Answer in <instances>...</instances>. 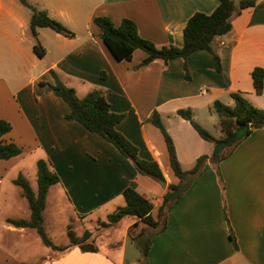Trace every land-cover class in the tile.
Returning <instances> with one entry per match:
<instances>
[{"label":"crops","instance_id":"obj_1","mask_svg":"<svg viewBox=\"0 0 264 264\" xmlns=\"http://www.w3.org/2000/svg\"><path fill=\"white\" fill-rule=\"evenodd\" d=\"M218 3L48 0L49 15L75 34L69 37L39 27L38 39L45 48V55L39 57L33 49L31 13L26 15L16 0H0V60L12 61L11 66L0 69V117L12 124L4 139L23 149L19 155L0 159V264H264V127L253 130L226 161L216 165L208 160L186 194L169 208L166 227L152 235L145 260L139 257L127 262L124 242L112 238L107 246L99 245L98 251H83L71 245L63 251L49 252V246L40 245L35 228L17 227L8 221L28 219L29 203L25 215L12 213L8 205L1 207L9 200L3 197L5 190L6 195L15 191L14 179L26 171L24 160L38 152L36 165L38 158L46 159L59 177L48 190L43 212L45 230L57 246L53 240L56 233L49 232V225H63L68 236L71 219L103 221L117 206L125 204L122 192L126 187L138 190L149 186L148 182L159 181L138 174L133 162L111 143L66 118L68 104L39 83L55 82L51 69L66 85L74 87L79 97L93 88L106 91L111 110L123 114L118 130L139 147L142 157L157 161L163 172L166 186L151 199L155 204L168 184L178 182V177L173 172L175 179L171 180L163 167L164 159L170 165L169 154L161 130L147 121L153 111L159 113L171 135L181 166L190 169L197 154L185 164L181 147L192 152L190 140L197 131L178 114L179 109H190L197 122L202 119V126L207 121L219 124V116L210 105L216 100L233 105V92L242 93L264 109V92H256L251 76L254 67L264 68V0H256L253 6L235 13L232 28L214 39L220 68L207 50L196 51L186 59L176 57L168 63L156 59L141 66L146 53L136 49L131 59L119 61L93 23L98 15L108 16L116 26L129 18L138 33L158 47L180 46L189 17L197 11L211 13ZM20 59L26 68L19 64ZM220 183L225 186L224 196ZM49 204L53 217L48 221ZM62 213L67 217L63 219ZM132 222L125 218L117 227L126 234ZM69 244L70 239L60 247Z\"/></svg>","mask_w":264,"mask_h":264},{"label":"trees","instance_id":"obj_2","mask_svg":"<svg viewBox=\"0 0 264 264\" xmlns=\"http://www.w3.org/2000/svg\"><path fill=\"white\" fill-rule=\"evenodd\" d=\"M25 6L31 9L30 31L35 38L33 49L37 56L45 55V48L38 39V28L49 27L66 36H74V31L63 22L49 15L46 10L39 9L28 0H20ZM256 0H219L218 5L211 13L197 11L192 14L183 29V44L178 46L170 44L158 47L152 41L142 37L137 30L135 22L129 18H123L118 26L105 15H98L93 18V23L100 28V37L107 46L113 57L117 60H129L136 49H141L146 56L140 63L147 65L156 59L168 63L171 59L181 57L186 59L192 53L199 50L211 52L220 68V59L216 53L214 39L223 36L232 28L233 15L242 9L253 6ZM185 76L188 79V68L184 65ZM55 82L40 80L48 91L62 98L69 106L67 119H73L82 124L90 132L99 134L111 143L121 154L129 158L138 174L149 175L156 180L164 179L163 172L157 161L144 158L140 155L139 147L118 130L117 124L123 118L122 113L111 110L103 88H93L83 97H79L72 86L66 85L57 75L54 69L50 70ZM104 76V74H103ZM253 84L257 93L264 92V68L256 66L251 72ZM234 104L227 105L219 100L210 105L211 111L219 116L221 136L214 137L205 127L199 124L194 118L190 109H179L178 114L188 120L195 128L199 136L205 140L213 141L222 148L226 147L228 152L223 150L217 154L215 162L228 157L232 149L244 140L255 129L264 127V109L254 105L247 97L240 92L231 94ZM147 121L158 127L167 145L169 162L174 174L178 177L177 183H170L165 192L160 196L157 204L136 187L128 186L123 192L124 205L117 206L106 216V221H101L102 226H117L125 218L133 219L128 228L130 237L136 242L141 252V260H145L151 246V237L166 227V218L169 208L178 202L189 190L195 178L201 175L203 168L211 156L203 154L199 156L190 169H184L178 159L175 145L171 135L166 130L163 121L157 111H153ZM12 129L10 121L0 117V159H8L22 153L21 146L14 141H6L4 135ZM242 131L240 134L239 132ZM227 152V153H226ZM217 163H214L218 165ZM217 174H220L216 166ZM59 177L50 168L49 162L40 158L37 161V189L31 186L29 180L19 174L14 183L21 188L22 195L26 197L30 207L28 219H8L17 227L35 228L42 242L53 250H65L71 245H78L83 251H98V244L93 239V232L85 230L81 236H76L71 226L67 228L70 239L68 246H57L48 236L44 227L43 212L46 206V197L51 185L57 183ZM226 214V212H225ZM234 240V237H231ZM15 264H27L17 262Z\"/></svg>","mask_w":264,"mask_h":264},{"label":"rangeland","instance_id":"obj_3","mask_svg":"<svg viewBox=\"0 0 264 264\" xmlns=\"http://www.w3.org/2000/svg\"><path fill=\"white\" fill-rule=\"evenodd\" d=\"M28 1L30 3L36 5L39 9H43V10L49 9V7H47L48 0H28ZM16 2L23 9V11L26 15L31 13V9L29 7L24 6L19 0H16ZM45 29L50 31V28H45ZM11 62H12L11 60H8V61L7 60H0V69L5 68L7 66H11L10 65ZM19 64H22L23 65L22 67L26 68L25 62L23 60L20 59ZM13 69L14 68H10L9 70L13 71ZM200 120H202V119H200ZM200 120L198 121L199 124L202 122ZM203 126L214 137L219 138L221 136V131H220L219 124L217 123V121L216 122L207 121L206 126L205 125H203ZM241 132L242 131H240L239 134ZM193 135H194V137H193ZM193 135H192L190 142H191L194 150L192 152L183 151L184 148L182 149V147H181V158L185 164L192 162L191 158H193V156H195V154H197V157H199L202 154H207V155L209 154V156H211V159L209 162L214 164V163L218 162V161L215 162V159H217V154H219L220 151L225 150L228 152V149L226 147L222 148L221 145L215 144L213 141L204 140V139L200 138L199 134H197L196 132H194ZM29 142L30 141H28L26 139L25 143L28 144ZM27 144L25 146H27ZM236 147L237 146H235L232 149L231 154L233 153V151ZM39 154H40V152H38L37 154L33 153L31 156H28L24 160V162L22 163L23 167L26 169V171L23 170L24 172L22 174H23V176H25V178H27L29 180V182H30L31 186L34 188V190L37 189V165L35 162H36V158ZM228 157L221 159L220 162L226 161L228 159ZM38 159H37V161H38ZM220 162H218V164ZM163 167H164L165 171L170 175L171 180H174L175 176L173 175L172 168L169 165V163L165 162V159L163 161ZM218 175H219V177H221L220 174H218ZM219 180H220V178H219ZM148 183H150L149 186L144 185L142 187H139L138 190H139V192L141 191L144 194H146L150 199H155L157 196V192L162 187V183L160 182V180L157 183H155V182H148ZM220 185H221L222 195L224 196L225 186L222 183H220ZM14 189H15V191H12L11 194H7V195H6V190H5V194L3 195V197L8 198L9 200H8V203H4V201H3L4 204L2 203L1 207L4 208L6 205H8L9 209L11 210L12 213L17 214V215H25V212L27 211L28 202L21 195L22 191H21V188L19 186L15 185ZM52 214H53L52 213V205L49 204L48 216H47L48 221L53 217ZM61 217L64 219L65 217H67V215L65 213H62ZM60 221H61V219H60ZM101 221L102 220H98L96 223L95 221L91 222L88 220H83V222H80L76 219H71V227H72L74 233L76 234V236H81L85 230L93 231L95 229L94 233H93V239L92 240H94L95 243L98 244V246L99 245L100 246L101 245L107 246V244L110 243V241H111L110 238H112L115 241H119V242L123 241L124 242L125 257L127 258V262L132 260V259H136V258L138 259L139 257L142 258L140 249L138 248L136 242L130 237L129 233L124 234L123 230H119L117 226H112V225L102 226ZM103 221H106V219H104ZM48 225H49V222H48ZM49 226H50V227H48L49 232L53 230L56 233V236L53 239L54 242H56V244L62 246L68 242L69 237L66 235L65 229H63V225L60 224V225H56L55 227H51V225H49ZM123 236H124V238H123ZM39 243L43 247H47V246H44V243L42 242V240H39ZM45 249H48V248H45ZM50 251L52 252L54 250L52 249V250H49V252ZM113 255H115V254L113 253Z\"/></svg>","mask_w":264,"mask_h":264},{"label":"water","instance_id":"obj_4","mask_svg":"<svg viewBox=\"0 0 264 264\" xmlns=\"http://www.w3.org/2000/svg\"><path fill=\"white\" fill-rule=\"evenodd\" d=\"M160 182L162 183V186H166L165 180L161 179Z\"/></svg>","mask_w":264,"mask_h":264},{"label":"built area","instance_id":"obj_5","mask_svg":"<svg viewBox=\"0 0 264 264\" xmlns=\"http://www.w3.org/2000/svg\"><path fill=\"white\" fill-rule=\"evenodd\" d=\"M216 38H217V39H219V38H220V36H217ZM221 43L223 44V42H222V41H221Z\"/></svg>","mask_w":264,"mask_h":264}]
</instances>
